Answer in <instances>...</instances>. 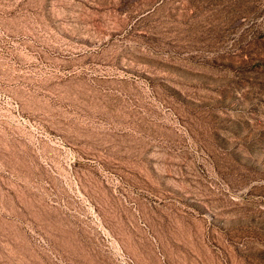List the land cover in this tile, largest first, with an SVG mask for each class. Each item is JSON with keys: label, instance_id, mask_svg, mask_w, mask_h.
<instances>
[{"label": "rangeland", "instance_id": "374dc122", "mask_svg": "<svg viewBox=\"0 0 264 264\" xmlns=\"http://www.w3.org/2000/svg\"><path fill=\"white\" fill-rule=\"evenodd\" d=\"M0 264H264V0H0Z\"/></svg>", "mask_w": 264, "mask_h": 264}]
</instances>
